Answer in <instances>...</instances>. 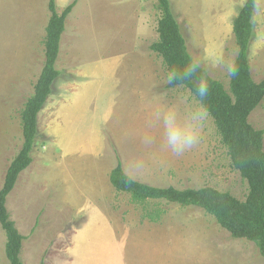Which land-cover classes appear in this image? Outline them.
Masks as SVG:
<instances>
[{
    "label": "rangeland",
    "instance_id": "rangeland-1",
    "mask_svg": "<svg viewBox=\"0 0 264 264\" xmlns=\"http://www.w3.org/2000/svg\"><path fill=\"white\" fill-rule=\"evenodd\" d=\"M73 1L77 4L66 20L58 59L61 76L38 114L33 161L7 198L11 219L27 237L23 263L125 264L111 226L105 223L106 229L98 213L92 215L96 207H86L98 192L91 182L95 161V181L104 192L101 206L119 218L123 230L159 229L158 246L182 247L198 246L199 238L194 243L191 231L202 229L203 246L234 248L239 264H264L252 241L232 237L201 208L171 203L160 222H142L130 195L114 188L110 173L119 154L124 169L139 166L136 180L141 182L180 189L212 186L240 200L249 192L209 113L200 125L198 143L183 155H175L164 142L162 123L153 118L154 112L174 107L186 117L200 104L183 86L166 89L162 82L163 59L149 47L159 37L157 1L57 0L58 9ZM245 1L170 0L190 53L206 58L203 67L227 90L230 76L223 66L212 67L207 57L219 53L225 62H235L233 22ZM50 16L49 0H0V189L24 142L21 115L44 66ZM253 21L250 65L260 81L264 0H257ZM249 119L264 130V99ZM70 155L74 158H67ZM6 242L0 223V264H10Z\"/></svg>",
    "mask_w": 264,
    "mask_h": 264
},
{
    "label": "trees",
    "instance_id": "trees-1",
    "mask_svg": "<svg viewBox=\"0 0 264 264\" xmlns=\"http://www.w3.org/2000/svg\"><path fill=\"white\" fill-rule=\"evenodd\" d=\"M161 12L157 31L159 37L150 44V49L162 59L164 66L183 65L186 53H190L187 40L177 21L170 0H156ZM77 2L73 1L61 11L57 0H49L51 16L46 27L45 62L34 91L22 111L24 142L22 148L10 163L0 189V223L7 235L6 256L10 264H24L23 244L27 238L11 219L7 198L15 188L20 173L33 161L32 150L38 136V114L53 92L55 81L61 76L58 59L62 38L66 31V20L73 13ZM257 0H246L233 22L238 54L235 63L238 72L230 77V90L214 78L203 67L208 77V95L201 100L195 94V82L186 81L166 85V89L183 86L191 95L203 103L216 125L220 141L226 148L231 164L246 179L249 192L240 200L228 191L212 186L199 188H177L173 185L160 187L135 180L126 182L122 162L117 155V164L110 173L114 188L130 195V202L140 213V221L158 223L167 212V206L177 203L182 207L195 206L212 215L221 227L234 238L252 241L264 257V130L256 128L249 119L252 111L264 99V78L253 77L249 50L255 34L253 21ZM36 222V226H37ZM44 264V260L41 262Z\"/></svg>",
    "mask_w": 264,
    "mask_h": 264
},
{
    "label": "crops",
    "instance_id": "crops-1",
    "mask_svg": "<svg viewBox=\"0 0 264 264\" xmlns=\"http://www.w3.org/2000/svg\"><path fill=\"white\" fill-rule=\"evenodd\" d=\"M133 103L134 101H131L130 106H132ZM44 147L47 146L44 145ZM69 157L74 158V155H70L67 158ZM85 157L90 159L92 156L86 155ZM92 165L93 167H91V173L95 175L94 180L91 182H93L92 184L95 185V189L98 190V192L96 193V198L87 201L90 204L86 207H96L92 215L95 216L98 213L104 227L106 228L105 223H108L111 226L116 244L120 245L122 249L124 256L122 257L125 260V264H239L236 263V250L234 248L229 247L230 249H222L218 246H203L202 234L204 233L202 229L191 231L194 243L197 242V238H199L198 246L195 245L182 247L165 245L158 246L160 242V233H158L160 232L159 229L157 231L152 229L150 232L148 228L145 229V226L143 228H141V226L130 228L128 226H124V231L123 225L119 222V218L114 213L105 211L103 206H101L100 195L104 192L99 189L101 188V182L97 184L98 181H95L96 171H98V169H96L97 167H95V161H93ZM102 186L103 188L105 187V182L102 183ZM95 200L98 203L93 202ZM20 202L21 205H24L25 203L23 198L20 200ZM78 205L80 206V202L76 204V207ZM84 210L85 209H83L81 212ZM157 238H159V240L156 241ZM230 254L231 257H228L227 255ZM237 259L240 260L241 258L237 257ZM247 264H250V262Z\"/></svg>",
    "mask_w": 264,
    "mask_h": 264
},
{
    "label": "clouds",
    "instance_id": "clouds-1",
    "mask_svg": "<svg viewBox=\"0 0 264 264\" xmlns=\"http://www.w3.org/2000/svg\"><path fill=\"white\" fill-rule=\"evenodd\" d=\"M205 59L196 54L186 53V62L183 65L165 66L162 82L165 85H176L181 82L194 81L195 94L203 100L208 95L210 87L208 77L203 75ZM207 60L212 67L223 66V70L230 77L238 72L237 64L234 61L225 62L219 53L207 57ZM207 117L208 111L203 103L186 117H182L174 107L157 110L153 114V118L162 123L166 146L177 156L183 155L185 151L192 149L198 143L200 125ZM138 167L137 165L125 169L126 182H135Z\"/></svg>",
    "mask_w": 264,
    "mask_h": 264
}]
</instances>
